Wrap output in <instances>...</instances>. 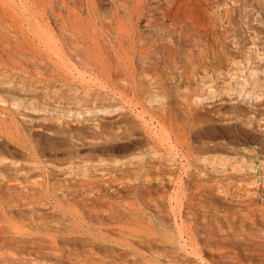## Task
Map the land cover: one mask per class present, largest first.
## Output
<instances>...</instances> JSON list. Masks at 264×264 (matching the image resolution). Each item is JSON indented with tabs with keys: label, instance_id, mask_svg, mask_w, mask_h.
<instances>
[{
	"label": "rangeland",
	"instance_id": "rangeland-1",
	"mask_svg": "<svg viewBox=\"0 0 264 264\" xmlns=\"http://www.w3.org/2000/svg\"><path fill=\"white\" fill-rule=\"evenodd\" d=\"M0 264H264V0H0Z\"/></svg>",
	"mask_w": 264,
	"mask_h": 264
}]
</instances>
